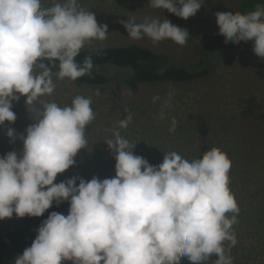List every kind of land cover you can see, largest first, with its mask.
Segmentation results:
<instances>
[{
	"label": "clouds",
	"instance_id": "9594fccd",
	"mask_svg": "<svg viewBox=\"0 0 264 264\" xmlns=\"http://www.w3.org/2000/svg\"><path fill=\"white\" fill-rule=\"evenodd\" d=\"M149 3L185 20L203 5L202 0ZM215 16L225 42L253 41L254 53L264 58V4L248 13ZM123 26L134 40L147 36L153 43L170 39L183 46L189 37L166 18L142 23L130 18ZM107 33V25L98 24L78 0H54L48 8L41 0H0V126L15 122L12 101L20 96L26 97L35 121L19 136L22 152L0 156V220L13 214L41 217L53 202L70 203L66 216L53 211L42 221L14 264H180L183 258L203 264L213 255L215 264H233L230 252L237 240L232 226L239 207L228 187L231 161L218 148L192 160L168 152L153 166L134 154L136 144L113 130L114 140L106 144L115 153L114 177L54 183L85 148V128L95 114L91 99L80 95L64 107L38 102L55 89L52 69L43 61L53 67L58 61L57 78L75 81L93 67L90 56L76 62L80 50L86 42L105 40ZM131 119L120 120L119 128ZM176 123L173 119L170 131ZM6 135L16 138L12 128Z\"/></svg>",
	"mask_w": 264,
	"mask_h": 264
},
{
	"label": "rangeland",
	"instance_id": "374dc122",
	"mask_svg": "<svg viewBox=\"0 0 264 264\" xmlns=\"http://www.w3.org/2000/svg\"><path fill=\"white\" fill-rule=\"evenodd\" d=\"M53 2L41 0V6L48 8ZM78 2L95 14L98 24L107 25L108 29L105 40L86 42L81 50L137 45L166 57L171 65L189 67L196 62V45L217 27L215 14L233 11L239 0H202V7L187 20L151 7L149 0ZM130 18H135L137 23L144 22L145 18L161 21L166 18L186 29L189 37L183 46L170 39L153 43L147 36L134 40L123 26ZM211 60L205 78L181 84L142 85L136 90L128 87L126 71L113 70L105 85L94 87L58 79L53 74V93L40 97L38 102H55L64 107L80 95L91 99L95 114V119L85 128V148L79 150L75 164L58 174L54 183L73 177L85 181L94 176L100 180L114 177L115 153L106 144L107 140H114L113 130L136 144L134 154L153 166L161 164L168 152L175 151L192 160L206 153L201 152L204 146L208 151L218 148L231 161L228 187L239 207L237 223L232 226L237 240L230 252L233 263L264 264V58L254 53L253 41H241L226 42ZM154 97H158L155 102ZM25 100L26 97L20 96L19 100L12 101L17 118L0 126V156L10 151L22 152L19 136L35 122ZM162 111L164 118H161ZM128 115L132 117L128 126L119 128L118 122ZM173 119L177 122L175 131H170ZM197 126L205 127V135ZM9 128L15 130V139L6 135ZM69 207L63 213L65 216ZM23 218L13 214L12 218L0 220V235L11 231ZM229 243L226 241L225 247ZM14 261L5 264H14ZM205 264H215V260L209 258Z\"/></svg>",
	"mask_w": 264,
	"mask_h": 264
},
{
	"label": "trees",
	"instance_id": "16d2710c",
	"mask_svg": "<svg viewBox=\"0 0 264 264\" xmlns=\"http://www.w3.org/2000/svg\"><path fill=\"white\" fill-rule=\"evenodd\" d=\"M258 4H264V0H239L237 7L231 12L248 13L254 11ZM225 43V38L219 34L217 26L196 45L194 51L196 62L189 67L171 65L166 57L137 45L80 50L75 60L82 64L85 58L90 56L93 63L90 73L75 81L65 79L81 85L102 86L108 82L113 70H120L129 73L127 85L131 90H136L142 85L188 83L205 78L209 74L210 66L214 60L211 59L216 57ZM43 62L51 67L54 75L59 71L58 61L54 62L55 67L52 66L53 62L51 61ZM197 130L202 135L206 133L204 126H197ZM207 151L208 147L201 148L202 153ZM69 204L68 201L59 205L53 202L52 207L46 210L41 217L25 216L11 231L0 235V264L13 261L18 255H22L23 251L30 247L36 238L37 229L42 221L53 211L65 213ZM210 258L215 261L218 259L215 255ZM180 264H190V261L183 258Z\"/></svg>",
	"mask_w": 264,
	"mask_h": 264
}]
</instances>
